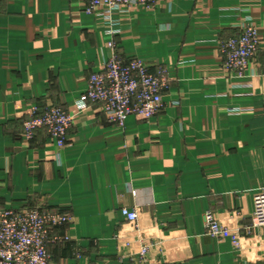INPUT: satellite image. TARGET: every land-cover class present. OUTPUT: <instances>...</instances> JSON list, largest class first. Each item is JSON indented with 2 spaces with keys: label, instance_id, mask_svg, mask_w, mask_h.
<instances>
[{
  "label": "crops",
  "instance_id": "1",
  "mask_svg": "<svg viewBox=\"0 0 264 264\" xmlns=\"http://www.w3.org/2000/svg\"><path fill=\"white\" fill-rule=\"evenodd\" d=\"M82 0H0V206H41L72 221L48 250L60 264H264V0H165L115 15L125 58L159 61L170 88L156 117L111 124L79 110L90 75L112 55L106 22ZM251 19L260 50L227 73L220 42ZM74 116L58 151L46 129L23 136L31 107ZM230 109H237L233 112ZM122 207L137 209V226ZM212 210L237 236L207 235ZM129 243V245L127 244Z\"/></svg>",
  "mask_w": 264,
  "mask_h": 264
},
{
  "label": "built area",
  "instance_id": "2",
  "mask_svg": "<svg viewBox=\"0 0 264 264\" xmlns=\"http://www.w3.org/2000/svg\"><path fill=\"white\" fill-rule=\"evenodd\" d=\"M84 12L106 22L105 36L112 55L98 71L90 75L87 90L77 99L79 110L99 104L109 123L124 127L132 115L147 119L156 117L165 109L164 94L171 79L159 61L125 58L118 50L114 36L119 32L113 26L115 15L129 13L132 7L155 8L165 0H82ZM240 32L220 42L224 57L223 68L227 73L243 76L260 50L261 39L251 19L239 25ZM237 111V109H230ZM74 122L73 114L65 107L33 105L24 122L23 136L31 140L40 129H46L58 151L68 145V132ZM122 214L135 226L137 209L122 207ZM253 225L264 224V193L255 198ZM72 216L60 210L41 206L19 209L0 206V264H60L53 260L48 250L50 233L72 221ZM207 235L227 239L238 235L225 226L212 210L205 214ZM129 245V243H127ZM149 246L143 244L137 260L146 264Z\"/></svg>",
  "mask_w": 264,
  "mask_h": 264
}]
</instances>
